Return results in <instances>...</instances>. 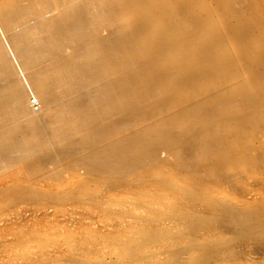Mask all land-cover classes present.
Masks as SVG:
<instances>
[{"label": "rangeland", "instance_id": "1", "mask_svg": "<svg viewBox=\"0 0 264 264\" xmlns=\"http://www.w3.org/2000/svg\"><path fill=\"white\" fill-rule=\"evenodd\" d=\"M11 1L0 0L7 7L4 15L0 13V43L13 69L18 70L19 63L15 86L21 87V82L28 96L18 110L19 118L40 113L43 98L28 70L40 62L25 64L14 43H19L24 15L34 9L26 4L22 10H10ZM134 1L118 0L125 14L114 20L111 29L133 28ZM191 3V9L176 12L175 20L188 35L190 47L211 51L189 58L169 48L158 58L157 72L179 77L176 71L185 65L213 70V81L191 85L185 102L215 91L232 97L242 89L249 102L264 98V0ZM138 26L143 34L154 29L149 24ZM155 32L166 42L159 24ZM220 55L228 63L226 68L208 64ZM124 64L122 60L121 67ZM144 65L150 67L149 62ZM49 78L43 70L42 84ZM174 83L168 86L170 93L175 91ZM210 104H215L213 97ZM234 109L224 104L217 116L199 122L214 126L242 119L241 125H229L222 132L218 154L199 150L178 161L176 154L161 149L159 159L152 161L141 150L143 163L135 171L107 179L88 172L82 176L71 165L54 164L49 150L23 152L20 146L30 138L15 133L20 141L14 144L0 126V147L9 148L0 153V264H264V99L254 108L261 116H231ZM12 116V108L7 109L0 124ZM222 210H237L227 211L234 220Z\"/></svg>", "mask_w": 264, "mask_h": 264}, {"label": "bare ground", "instance_id": "2", "mask_svg": "<svg viewBox=\"0 0 264 264\" xmlns=\"http://www.w3.org/2000/svg\"><path fill=\"white\" fill-rule=\"evenodd\" d=\"M2 3L0 13L4 15L7 7ZM158 3L163 7H158ZM26 4L34 12L24 15L26 21L19 28V43H14L25 64L40 62L35 68L27 67L43 98L40 113L17 117L28 96L21 82V87L15 86L19 63L14 58L18 70L13 69L0 43V116L9 108L15 113L0 126L11 135L9 139L14 144L20 141L15 133L23 132L25 138H30L20 146L23 152L49 150L52 163L71 165L82 176L88 172L106 179L127 177L143 163L141 150L152 161L159 159L161 149L176 154L178 161H186L187 154L199 150L218 154L222 132L229 125H241L242 119L214 126H200L199 122L217 116L224 104L235 107L231 116H261L260 109L254 108L264 98L249 102L245 89L232 97L215 91L206 96L194 95L190 102L183 101L184 96L191 95V85L213 81V70L205 65L178 68L176 73L182 77L181 81L173 73L157 72L158 58L169 48L183 51L189 58L211 51L209 47H190L188 35L175 20L177 11L191 9V0H135L136 13L131 12L135 17L133 28L127 32L111 29L114 20L125 14L118 0H14L8 7L22 10ZM139 24H149L154 29L143 34ZM158 24L166 42L156 35ZM134 47H140L139 51ZM122 60L125 64L121 67ZM215 60L208 64L228 66L222 55ZM147 62L150 67L144 65ZM41 64L50 77L43 84ZM20 73L25 79L22 69ZM173 81L175 91L170 93L168 86ZM211 97L215 104H210ZM134 116L138 118L131 119ZM8 151L7 146L0 147V153ZM225 211L222 210L224 216L236 212L227 210L229 213L225 214ZM247 221L244 225L248 227ZM249 226L253 227L251 223Z\"/></svg>", "mask_w": 264, "mask_h": 264}, {"label": "built area", "instance_id": "3", "mask_svg": "<svg viewBox=\"0 0 264 264\" xmlns=\"http://www.w3.org/2000/svg\"><path fill=\"white\" fill-rule=\"evenodd\" d=\"M36 100L35 99H33L32 100V103L34 104V106H36L38 103L37 102H35Z\"/></svg>", "mask_w": 264, "mask_h": 264}]
</instances>
